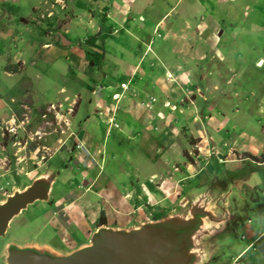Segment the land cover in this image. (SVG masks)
Listing matches in <instances>:
<instances>
[{"label": "crops", "instance_id": "1", "mask_svg": "<svg viewBox=\"0 0 264 264\" xmlns=\"http://www.w3.org/2000/svg\"><path fill=\"white\" fill-rule=\"evenodd\" d=\"M141 1L78 0L75 3L80 11H87L88 16L91 15L89 18L93 17L92 22L96 26L91 31L93 36H97L96 43L89 42L92 55L84 50V41L75 43V48L50 46V36L46 31L50 28L49 23L45 31L44 24L40 23L39 29L46 35L36 34L35 37H30L27 24L22 20L19 24L22 33L19 30L18 33L21 36L27 33L33 39L24 42L22 50L17 48L14 56L24 69H31L32 72L41 70L42 63L54 65L61 59L68 69V84L83 88L81 79L96 81L98 77L94 76L95 72L100 73V80L103 81L92 92L91 116H87L76 128L72 123L76 111L68 122L69 134L65 142L70 143L74 153L81 152L92 159V165L87 166L86 172L94 169L95 174L85 177V172V181L81 182L83 190L69 191L67 196L73 197L61 204V219L55 215L51 218L40 216L45 217L43 229L51 227L55 231L45 245L60 253L77 249L88 243L91 234L100 226L98 223L102 215L105 224L101 226L112 228H129L166 216L182 200L192 196L195 189L209 184L210 173L216 170L211 167V159L215 158L218 165L224 166L225 175L231 178L227 188L232 191L230 195L235 191L238 200L234 204L237 210L234 208L233 213L230 212L233 223L228 228V236L215 247V259L210 264H264V185L262 189H257L255 184L258 179L253 174L238 177L246 166L251 170L252 166L260 168L264 176V93L257 94L259 89L255 85L253 88L247 86L243 81L246 73L239 76L237 61L231 58L232 52L228 53L227 42V45L223 43L219 48L218 45H211V48L210 42L194 38L192 43L195 47L191 45L188 52L176 53L170 50L171 43L164 39H146L145 36L161 22L154 19L158 18V14L165 17L169 10L154 13L156 16L152 18L156 9L152 11L151 0H146L145 4ZM115 2L118 8L113 7ZM200 9H191L192 19ZM128 12L130 15L127 16ZM105 13L108 19L104 20L102 15ZM131 22H138L142 26H132ZM13 25H17V22ZM199 28L205 27L200 26L195 30L198 32ZM236 29H232L233 35ZM84 32L87 33V30ZM224 33L223 29L219 31L220 41ZM121 34L129 38L118 37ZM92 35L84 36L92 38ZM66 38L67 34L62 36L65 41ZM42 39L45 43H42ZM39 44L40 48L36 46ZM3 46L4 43L0 42V56L8 49ZM148 46L152 47L153 52L149 53ZM112 49L121 57H115L112 61ZM6 66L11 65L0 66L1 78L4 74L8 78L24 76V71L21 74L17 66H11L17 72H7ZM263 66L264 58L259 56L255 67ZM187 72L191 75L190 92H187H196L199 82L205 94L198 95L189 111L183 112L181 108L184 104L177 97L183 93L182 84L189 76ZM170 77L174 79L168 80ZM228 79L232 81L228 82ZM234 87L244 88V93L234 92ZM59 92L68 94L65 87L60 88ZM245 93H248L247 97ZM77 95L80 105V94ZM234 107L240 108L239 112H235ZM241 108L244 109L242 112ZM229 113H234L231 117L233 121H229ZM184 124L191 126L188 132L193 140H190L191 143L178 138ZM229 125L231 127L228 129ZM80 145L84 146V150ZM78 146L80 149H77ZM186 148L197 150L204 165L195 168L191 162L185 161L184 152L189 150ZM72 151L71 159L75 160ZM113 162L119 166L112 169L114 172H109L107 167ZM70 167L66 166L64 175L71 176ZM253 184L252 192L248 185ZM257 191L259 195L255 204L251 202L248 205L245 202L247 194H256ZM244 206H248L249 211L256 210L257 216L248 218L242 215ZM230 242L239 245L237 248L231 247L228 252L225 244ZM232 252L238 254L229 257L227 253Z\"/></svg>", "mask_w": 264, "mask_h": 264}, {"label": "rangeland", "instance_id": "2", "mask_svg": "<svg viewBox=\"0 0 264 264\" xmlns=\"http://www.w3.org/2000/svg\"><path fill=\"white\" fill-rule=\"evenodd\" d=\"M77 1L0 0V23H2L0 28V37L2 38H0V42L4 43L3 47L8 48L7 52H3L0 56V66H17L21 74L24 71V76L21 78L19 77L20 75L8 78L5 74L3 78L0 77V201L4 200L15 189L22 190L29 186L37 176L46 170L60 173L52 187L50 202H37L29 206L27 210L12 220L5 238H0V264H4L2 254L8 243H14L18 246L27 244L46 246V242L55 235V231L51 227L43 229V219L49 216L51 218L54 215L61 219V204L73 197L67 196L71 189H74L75 192L80 189L83 190L81 182L85 181L84 174L88 171L87 166L92 163V159L83 156L81 152L74 153L70 149V143L65 144V142L69 134L68 122L76 111L77 113L73 117L74 121L72 122L76 128L87 116H91L92 105L90 99L94 98L92 92L97 86L103 84V81L100 80V73H94V76L98 77L96 81L81 79L84 87L77 88L72 84H68V69H66L65 63L61 59L54 65L47 66L42 63L40 65L41 70L32 72L31 69H24L21 64H18L19 61L15 60L17 58H14L18 50H22L24 42L28 39L33 40L30 37H35L36 34L40 36L46 35L39 29L40 23L44 24L43 31H45L49 23L50 28L46 31L50 36V46L61 45L75 48V43H82L83 41L96 43L95 39H97V36L95 37L91 34V31L96 28L94 22H92L93 17L92 19L89 18L91 15L88 16L87 11H80L75 5ZM145 2L146 0L141 1L143 4ZM116 3L113 4V7L118 8ZM203 6L208 11L204 10V8L202 9L201 7ZM150 7L152 11L156 9L153 11L152 18L156 16L154 13H166L169 10V14L163 18L161 14H158V18L154 20L161 22L156 29H153L152 33L145 36L146 39H164V41L171 43L170 50L176 51V53L185 52L184 50L188 52L191 45L195 47L194 42L192 43L194 38L210 42V47L211 45L214 47L218 45L217 48L227 42L228 53L232 52L231 58H235L237 61L236 70L239 72V76H244L243 74L246 73L243 81L246 82L247 86L252 87L255 85L259 89L256 92L257 94L264 93V66L263 68L255 67L256 59L259 56L264 58V0H151ZM195 7L201 9L198 14L193 15L192 19L190 11ZM128 15H130L129 12L127 13ZM102 17L104 20L108 19V14L105 13ZM21 20L28 25L30 37L27 33L23 36L18 33V30L22 33V29L20 30L19 28V24L22 23ZM14 21L17 22L15 26L13 25L16 24ZM190 21L193 22L191 23ZM195 22H197L198 26H196ZM130 24L137 27L142 26L138 22H131ZM232 25L233 27L230 28ZM200 26L205 28H199L200 30L197 32L195 28ZM221 29L225 30V33L220 41L218 34ZM232 29H236L235 35H233ZM85 30H87V33L84 32ZM112 32L114 33L115 31L113 30ZM66 34L68 39L66 38L67 40L65 41L62 36ZM84 35L88 37L92 35L93 37L87 38ZM118 37L129 38L126 34L124 36L121 34ZM42 41V43H45L43 39ZM199 43H202V41ZM31 46L34 48L33 44ZM36 46L40 48V44ZM148 47L150 48L149 53L153 52L152 47ZM42 51L44 52L45 50ZM203 51L206 53L205 50ZM116 52H113L112 49L113 55L110 56L112 61L115 57H121L120 53ZM90 54L92 55L93 53ZM187 73L189 76L185 78L184 84H182L183 93L177 97L180 99V103L184 104V107L181 108L183 112L189 111V107H191L193 100L198 95L205 94L204 88L199 87V82L197 89H195L197 91H193V94L189 93L191 75L189 72ZM233 77L235 78L234 73ZM200 78L203 77L201 76ZM172 79L174 77L168 78V80ZM100 81L101 83H99ZM227 81L231 82L232 79ZM260 85H262L261 88ZM62 87L66 88L67 95L64 92H59ZM244 88L238 89L234 87L233 91L240 93L244 91ZM77 94H80V105L79 95ZM247 94L245 93L246 97ZM166 106L172 108L170 104H166ZM239 109L234 107L233 110L239 112ZM242 110L244 109L241 108V112ZM228 111L231 110L228 109ZM250 111L252 112L251 109ZM233 116L234 113H229V121H233L231 118ZM230 127L229 125L227 128L229 129ZM181 129L180 135L182 136L179 135L178 138L182 137L184 142L191 143L190 140H193L189 138L188 133L191 126L184 124ZM80 146L82 147L81 150H84V146ZM186 149L189 150L184 152L185 161L191 162L195 168L204 165L197 150H193V148ZM70 150L75 154V160L71 159L73 154L71 155ZM243 157L246 158L245 155ZM115 163H110L108 167L105 166L109 172H114L112 169L119 166ZM66 166H71V176L68 174L64 175ZM211 167H215L216 170L211 171L209 184L195 189L193 195L210 192L216 198L223 191L229 192L231 190L227 189L231 178L225 175L224 166L218 165L215 158H212ZM94 172V169L86 172L87 175L85 177H93ZM246 174H253L252 176L258 179L255 186L259 190L262 189L264 176L260 168L252 166L251 170L249 166H246V170H242L238 177ZM248 186L251 187L253 192L254 184ZM257 195H259L258 191L256 194L255 192L252 194L248 193L245 202L248 205L251 202L255 204ZM237 200L238 196L234 191L230 195L228 204V210L232 213L235 210L234 208L237 210V206L234 205ZM242 213L248 218L257 216L256 210L252 209L249 211L248 206H244ZM40 216L45 217L42 218ZM219 244L221 242H218L216 246ZM238 245L235 242H230L226 243L225 247L227 246L226 249L229 252L231 247L237 248ZM227 254L232 257L237 255L238 252Z\"/></svg>", "mask_w": 264, "mask_h": 264}, {"label": "water", "instance_id": "3", "mask_svg": "<svg viewBox=\"0 0 264 264\" xmlns=\"http://www.w3.org/2000/svg\"><path fill=\"white\" fill-rule=\"evenodd\" d=\"M59 172L46 170L22 190L0 201V238L29 206L50 202ZM205 192L189 196L166 216L129 228L99 226L88 243L69 253L48 246L8 243L4 264H210L215 247L228 236L233 217L226 207L231 194Z\"/></svg>", "mask_w": 264, "mask_h": 264}, {"label": "trees", "instance_id": "4", "mask_svg": "<svg viewBox=\"0 0 264 264\" xmlns=\"http://www.w3.org/2000/svg\"><path fill=\"white\" fill-rule=\"evenodd\" d=\"M89 44H91V43H89V42H87L86 43V52L88 53V54H90V47H89ZM99 52H101V48H99ZM99 52H94V53H97V54H99ZM5 70L7 71V72H17L16 71V68H14V67H11V66H6L5 67ZM258 159H260V158H256V160H258ZM100 226L101 225H104L105 224V219L103 218V215L100 217V219H99V223H98Z\"/></svg>", "mask_w": 264, "mask_h": 264}, {"label": "built area", "instance_id": "5", "mask_svg": "<svg viewBox=\"0 0 264 264\" xmlns=\"http://www.w3.org/2000/svg\"><path fill=\"white\" fill-rule=\"evenodd\" d=\"M122 88L123 89H126V86L125 85H122ZM77 149H80V146H78Z\"/></svg>", "mask_w": 264, "mask_h": 264}]
</instances>
